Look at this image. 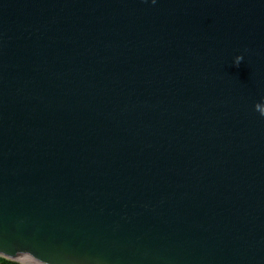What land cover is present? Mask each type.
<instances>
[{"label": "water", "instance_id": "1", "mask_svg": "<svg viewBox=\"0 0 264 264\" xmlns=\"http://www.w3.org/2000/svg\"><path fill=\"white\" fill-rule=\"evenodd\" d=\"M0 257L264 264V0H0Z\"/></svg>", "mask_w": 264, "mask_h": 264}, {"label": "trees", "instance_id": "2", "mask_svg": "<svg viewBox=\"0 0 264 264\" xmlns=\"http://www.w3.org/2000/svg\"><path fill=\"white\" fill-rule=\"evenodd\" d=\"M0 264H17V262L0 257Z\"/></svg>", "mask_w": 264, "mask_h": 264}]
</instances>
